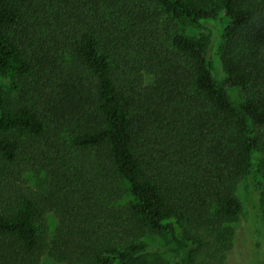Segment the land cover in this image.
<instances>
[{
    "label": "trees",
    "instance_id": "1",
    "mask_svg": "<svg viewBox=\"0 0 264 264\" xmlns=\"http://www.w3.org/2000/svg\"><path fill=\"white\" fill-rule=\"evenodd\" d=\"M224 16L222 82L181 24ZM4 77L0 264H157L150 233L226 264L240 183L264 201V0H0Z\"/></svg>",
    "mask_w": 264,
    "mask_h": 264
},
{
    "label": "rangeland",
    "instance_id": "2",
    "mask_svg": "<svg viewBox=\"0 0 264 264\" xmlns=\"http://www.w3.org/2000/svg\"><path fill=\"white\" fill-rule=\"evenodd\" d=\"M222 20L220 19L219 22L204 21L200 24H181V29L193 36H199L202 33L208 35L207 56L212 61L215 77L223 82L226 80V73L221 52L225 44L223 29L228 19L224 16ZM0 82L7 92L11 91V79L4 77ZM228 91L235 103L241 102L242 95L238 88L228 86ZM40 174L43 175L44 172L28 174L27 177L31 179V184L37 185L43 182ZM238 195L242 200L244 210L240 219L233 224L236 235L226 264H264V201H261V196L258 195L254 182L250 178H245L240 183ZM48 221L53 231L57 223L55 216L50 215ZM145 241L149 246L150 256L157 264H181L179 252L168 236L150 233L145 237ZM40 264L61 263L55 261L49 254H45Z\"/></svg>",
    "mask_w": 264,
    "mask_h": 264
}]
</instances>
